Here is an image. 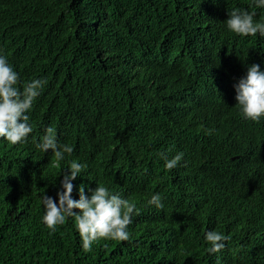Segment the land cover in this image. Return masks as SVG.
I'll return each mask as SVG.
<instances>
[{
    "label": "trees",
    "instance_id": "16d2710c",
    "mask_svg": "<svg viewBox=\"0 0 264 264\" xmlns=\"http://www.w3.org/2000/svg\"><path fill=\"white\" fill-rule=\"evenodd\" d=\"M251 0H0V50L22 81L48 83L31 112L86 165L77 189L106 184L140 209L131 240L85 253L73 221L42 223L62 174L54 153L0 140V264H264V119L233 87L264 70V37H238L227 10ZM256 19L264 20V9ZM183 153L180 164L165 168ZM160 193L164 209L148 206ZM206 230L231 236L209 254Z\"/></svg>",
    "mask_w": 264,
    "mask_h": 264
},
{
    "label": "clouds",
    "instance_id": "9594fccd",
    "mask_svg": "<svg viewBox=\"0 0 264 264\" xmlns=\"http://www.w3.org/2000/svg\"><path fill=\"white\" fill-rule=\"evenodd\" d=\"M261 9H264V0H251L247 8L227 10V30L238 37H264V20L256 19L257 10ZM47 83L45 78L22 81L15 65L0 50V140L12 145L27 144L32 140L43 153L51 150L56 158V167L61 168L60 162L73 154V146L60 143L52 127L46 128L38 142L31 136L34 129L30 114ZM233 87L242 117L257 123L264 119V70L260 64L248 65L246 73L234 82ZM160 156L165 161V168L171 171L180 164L184 154L178 153L171 159L165 153H160ZM85 169L86 165L78 159L68 161V167L61 168L58 176L62 174V179L56 196L47 193L41 196L44 208L42 223L50 233H55L58 226L71 219L85 253L92 252L93 245L101 240L130 241L129 225L140 213L137 204L114 192L108 185L97 183L94 188L88 187L87 192L85 186H80L78 199L74 198V181L85 176ZM147 205L165 208L158 192L150 196ZM230 239L231 236L220 231L206 230L204 233L209 254L219 253Z\"/></svg>",
    "mask_w": 264,
    "mask_h": 264
}]
</instances>
